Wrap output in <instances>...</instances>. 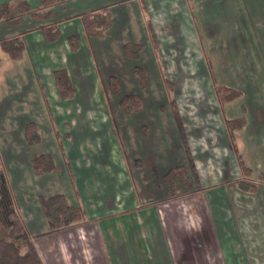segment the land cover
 Here are the masks:
<instances>
[{
  "label": "crops",
  "instance_id": "1",
  "mask_svg": "<svg viewBox=\"0 0 264 264\" xmlns=\"http://www.w3.org/2000/svg\"><path fill=\"white\" fill-rule=\"evenodd\" d=\"M15 1L0 0V4ZM24 1L33 10L39 9L41 3ZM103 10L111 15L113 24L103 38H89L83 16ZM50 24L59 30V37L53 42L47 41L43 32ZM71 36L79 40L76 51L70 46ZM3 39L16 40L24 52L21 59L15 60L0 43V110L5 102L14 104L15 111L21 105L28 108L39 103L41 116L50 120L57 140L62 135L53 123L47 91L57 102L75 98H61L55 72L67 71L76 95L75 81L89 72L79 60L83 43L87 63L91 58V63L109 66L107 73L97 68L93 79L99 87H106L112 75L123 82L121 75L131 60L123 49L127 43L144 45L137 61L143 58L156 67L153 71L144 68L150 80L162 78L163 74L158 75L161 72L174 82L171 81L174 89L168 98V109L173 105V112L168 113L161 106L159 113L156 107L151 114L153 110L147 109V102L156 104L159 97L141 94L145 98L141 112L146 118L154 115L157 132L163 134L155 143L158 155L165 152L164 132L168 127H180L184 140V151L179 158L174 157L173 165L157 162L141 174V185L147 188L141 193L142 199L136 195L132 179L123 191L116 188L113 177L110 178L112 163H96L94 172H90L91 163H77L76 169H81L79 177L74 176L70 163H63L66 169H61L62 179L39 180L42 175L56 173L58 164L55 163L53 172L38 175L31 162L14 182L8 179L17 210L40 256L42 251L45 253L46 258L41 256L44 264H264V208L244 209L235 203L248 194L236 184L242 179L258 184L252 194L264 196V113L261 127L247 133L244 129L249 121L245 105L240 106L241 111L238 109L240 99L221 106L217 95L216 99L211 95L215 86L208 81L211 107L204 104L205 97L199 94L200 82L194 75L207 55L217 58H209L205 63H220L224 71H258L264 66V0H62L52 8L46 22L31 14L18 24L1 21L0 41ZM184 90L190 97L182 96ZM233 104L236 117L245 116L247 124L231 134L223 112ZM190 105L196 108L194 113L189 112ZM61 124L66 125L65 135L70 139L67 122ZM237 139H244L242 148ZM58 142L62 149V142ZM237 153L251 168L250 177L243 174ZM139 160L137 168L142 170L144 161ZM220 163H229L236 169L228 171L224 166L222 172ZM180 164L187 167L192 178L198 179V187L190 195L167 200L163 176ZM121 165L120 169L124 167ZM56 193L84 210L85 218L79 226L51 232L39 198ZM252 215L262 216L257 226L246 220Z\"/></svg>",
  "mask_w": 264,
  "mask_h": 264
},
{
  "label": "rangeland",
  "instance_id": "2",
  "mask_svg": "<svg viewBox=\"0 0 264 264\" xmlns=\"http://www.w3.org/2000/svg\"><path fill=\"white\" fill-rule=\"evenodd\" d=\"M85 47L83 43V50L79 60H81L89 72L81 80L75 81V98L65 102L59 99V102H57L53 97L54 95L46 89L54 114L55 120L53 123H55L58 132L62 135L58 140L62 142L63 148L61 149L54 135L50 120L41 116L40 111L42 108L39 103L31 104L28 108L21 105L22 108L19 107L20 110L17 109L15 111L14 104L5 102L0 110V156L4 169L9 181L14 182L22 168L29 167L33 156L41 153H48L54 158L55 163L58 164V171L50 176L42 175L38 178L39 180H46L48 179L47 177L62 179L61 169L62 167L66 169L63 163H70L74 176L78 177L81 169H76L77 163L84 165L91 163V165L88 164L91 169L90 172L97 170L96 163H112L113 167L110 178L113 177L111 181L116 185V188L119 187L123 191L132 179V187L135 189L136 195L142 199L144 194L141 193L147 188L141 185V174L150 169L148 166L151 164L156 165L157 162L166 163L165 165L167 166L173 165L174 157L179 158L181 152L184 151L183 132L178 126L177 128L176 126L168 127L166 129L167 132H164V139H167L164 148L165 152L163 155H158L155 143L163 134L161 135V132H157L155 116L151 115L150 118H146L145 116L147 115L143 112L127 116V113L121 108L119 102L125 94L136 93L141 95L144 92L145 97H159L158 100H155L156 104L147 102V109L151 107L153 110L151 111L153 113L150 112L151 114L155 113L156 107V112L159 113L161 106H164L165 111L168 110V113L169 110L173 112V105L168 109L171 101L168 98L173 93V90H168L167 87L166 79L169 77L166 76V73L159 72V76L163 74V79L150 80L151 78L148 73L149 88L144 91L135 76V67L142 66L149 71L156 70V67L152 63L143 60V58L140 61L129 60L130 71L129 67H127L126 72H123V75H121L123 76V92L120 95H114L110 92L109 85H106L104 89L102 88L103 86H97V82L93 79L95 73L98 72V67L101 68L102 73H107L109 66L107 64H100L99 62L97 64L91 63V58L89 60L90 64L87 63L88 58L83 55L86 53ZM72 57L70 58V62ZM116 58L117 56L113 60ZM209 58L216 60L215 58L217 57L207 55L203 57V60L206 62ZM205 62L199 64L198 70L194 73L196 80L201 85L199 94L205 97L204 104L209 105L207 97L209 91L207 89L208 81L212 82L213 87L224 84L230 86L231 84V86L242 89L244 92L238 104L239 111H241L240 106L245 105L244 107H246L245 115L249 123L244 130L250 134L254 130L259 129L262 124L260 118L264 113V66L258 71L250 68L249 70L230 72L224 71L221 65H219L220 63H214L212 66ZM46 80L45 77L44 82L47 84ZM169 80L173 82L171 78ZM215 87L211 95L216 99L217 93ZM181 94L186 98L190 97V94L185 90ZM5 101L7 100L5 99ZM189 109L190 113L196 111L193 105H190ZM235 110V104L228 105L223 113L227 119H231L236 117ZM63 121L68 124V133L71 134L70 139L65 135L66 129L64 126L66 125L61 124ZM29 122H35L39 127L42 142L36 146H29L24 139V130ZM158 133L160 134L159 136ZM219 137L222 138L221 136ZM140 139L142 140V144ZM242 140L244 139H237L238 145L241 148L243 145ZM137 145H142V147L135 149L134 146ZM115 148L116 152L114 151ZM166 152L169 155H166ZM139 159L144 161V168L142 170L137 168V163L140 162ZM219 162H222V160H219ZM121 163L124 164V167L120 169ZM220 164L222 165V172L224 171V166L227 167L228 171L236 169L229 163ZM21 165L24 166L20 167ZM12 187L15 190V183L12 184ZM262 191L264 192V189ZM235 203L240 208H256L257 210H261L264 208V196L260 198L258 195L248 193L243 198L235 200ZM261 218L262 216L260 215H252L248 216L246 220L257 226L259 224L258 220ZM41 256L42 258H46L43 251Z\"/></svg>",
  "mask_w": 264,
  "mask_h": 264
},
{
  "label": "trees",
  "instance_id": "3",
  "mask_svg": "<svg viewBox=\"0 0 264 264\" xmlns=\"http://www.w3.org/2000/svg\"><path fill=\"white\" fill-rule=\"evenodd\" d=\"M62 0H41L40 7L33 10L24 0H17L13 3L0 4V22L5 21L11 24H18L25 15L31 14L35 18L44 22L48 21L52 15V8L61 3ZM85 32L89 38H103L111 28L113 20L111 15L103 10L100 12L87 13L83 16ZM47 41L53 42L59 37V30L56 25H47L43 28ZM155 46L157 41L155 34L151 32ZM3 49L15 59H21L24 48L16 40L3 39L0 41ZM69 43L73 51L79 48V40L76 36L69 37ZM124 53L131 60H138L144 49L143 44L127 43L124 45ZM135 76L139 80V85L143 90L149 88V81L146 70L142 66L135 67ZM55 80L59 94L62 99H71L75 96V89L71 83L66 70H57ZM168 89H174L173 83L166 79ZM109 90L114 95L123 92V85L117 76H110ZM217 97L221 106L241 99L243 90L229 86L216 85ZM121 108L127 114L139 113L145 108V98L136 93L125 94L120 102ZM227 128L230 133L244 128L247 124L245 116L227 119ZM25 140L29 146H36L42 142L41 134L34 122L27 124L25 128ZM240 168L246 177L252 174L243 159L237 153ZM33 169L36 174L41 175L55 170V161L48 153L34 155L32 160ZM192 168L194 165L192 163ZM198 179H194L189 174L185 165L171 167L163 176V184L167 200H173L183 195L192 194L198 187ZM237 186L244 192L254 193L258 189V184L242 179L236 181ZM40 204L48 220L51 232H60L73 229L79 226L85 218L82 208L69 203L65 195L56 193L53 195H41ZM0 264H44L38 249L34 243L25 221L17 210L15 199L3 166L0 156Z\"/></svg>",
  "mask_w": 264,
  "mask_h": 264
}]
</instances>
